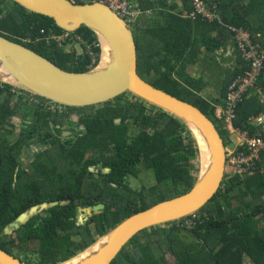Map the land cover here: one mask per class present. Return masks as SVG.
Masks as SVG:
<instances>
[{
    "label": "trees",
    "instance_id": "1",
    "mask_svg": "<svg viewBox=\"0 0 264 264\" xmlns=\"http://www.w3.org/2000/svg\"><path fill=\"white\" fill-rule=\"evenodd\" d=\"M182 1L186 12L190 11V1ZM208 3L216 6L222 23L183 16L176 3L168 0H130L132 6L143 11L131 24L135 29L137 72L151 85L195 105L211 121L214 116L221 137L226 135L227 141L229 136L233 144L232 134L216 109L225 107L227 85L236 76L246 74L250 66L241 59L228 26L246 30L264 49V0ZM63 31L48 16L31 12L12 0H0V35L62 69L78 72L91 67L85 47L99 53L94 32L84 25L70 32L81 40V51L67 52L63 44L51 39L52 33ZM231 39L236 64L225 69L217 97L205 98L200 91L207 79L193 75L199 69L204 72L206 64L200 56L207 57ZM256 85L264 87V70ZM37 98L41 104L50 105ZM33 99L35 96L0 83V248L14 256L30 264L66 259L122 218L192 186L196 149L186 126L168 112L150 107L126 92L98 104L66 107L70 114L84 113L80 119L84 133L72 144L57 140L37 155L31 166H21L22 147L51 131L46 121L50 111L33 104ZM263 109L256 91L248 89L235 107L232 125L248 129L249 136H253L254 127L248 119ZM14 117L21 119L18 128L11 121ZM115 118L120 121L114 122ZM52 120L53 124L57 122ZM87 152L91 155L85 159ZM95 163L108 166L109 172L95 177L86 167ZM261 167L264 149L258 152L251 170L224 174L212 199L197 212L138 232L110 264H264ZM143 168L152 171L153 182L142 188L131 186L128 177H137ZM82 175L91 181L81 180ZM53 201L56 204L30 216L10 233L4 232L22 212ZM97 204L102 208L78 216V208Z\"/></svg>",
    "mask_w": 264,
    "mask_h": 264
},
{
    "label": "water",
    "instance_id": "2",
    "mask_svg": "<svg viewBox=\"0 0 264 264\" xmlns=\"http://www.w3.org/2000/svg\"><path fill=\"white\" fill-rule=\"evenodd\" d=\"M12 1L31 12L52 18L63 30L72 32L81 25L88 27L97 37L99 55L97 62L88 69L68 71L32 49L0 35V83L67 108L98 104L122 93H129L150 107L168 112L180 120L188 129L196 149L195 178L186 192L129 214L96 236L83 249L52 264H110L124 244L138 232L181 220L208 202L226 172L227 147L213 122L198 107L151 85L138 74L136 43L131 25L102 2ZM168 3H176L177 10L183 16L186 15L182 0H168ZM233 47L231 39L208 54L209 57L229 54L232 58L230 64L220 67V72L226 66L233 67L236 64L231 54ZM202 60L205 62L206 59ZM218 93L219 89L215 97ZM66 134V130L63 131V135ZM43 140L37 137L25 144L27 159L43 149ZM259 171L263 172L264 167ZM54 204L55 201L32 206L11 222L4 232L10 233L30 216ZM102 206L80 207L77 209L78 216L90 215ZM0 264L30 263L0 248Z\"/></svg>",
    "mask_w": 264,
    "mask_h": 264
},
{
    "label": "built area",
    "instance_id": "3",
    "mask_svg": "<svg viewBox=\"0 0 264 264\" xmlns=\"http://www.w3.org/2000/svg\"><path fill=\"white\" fill-rule=\"evenodd\" d=\"M73 2H102L108 5L120 18L128 24H132L138 15L143 11L136 5H131L130 0H72ZM191 4L190 11L185 16L192 19L196 17L205 18L208 21H218L222 23L217 14L216 6L210 5L208 0H189ZM148 12V11H146ZM233 32V40L241 59L248 63L250 68L244 75L236 76L226 88L225 107H217V116L224 119V126L234 140V148L226 150V167L230 172H242L251 170L254 166L255 159L259 151L264 149V109L257 114L250 116L248 122L254 127L253 136H249L248 129L234 127L232 122L236 117L235 107L243 100L244 94L248 89H254L257 93L259 101L264 105V87L256 85L258 77L264 70V49H260V44L250 37L249 33L236 27H229ZM71 31L64 30L62 33H52L51 39L57 43L63 44L65 50L70 52L80 49L81 40L75 35L70 34ZM77 46V47H75ZM85 51L90 58V66L95 64L98 59V53L89 47H85ZM241 146V149L238 148Z\"/></svg>",
    "mask_w": 264,
    "mask_h": 264
},
{
    "label": "flooded vegetation",
    "instance_id": "4",
    "mask_svg": "<svg viewBox=\"0 0 264 264\" xmlns=\"http://www.w3.org/2000/svg\"><path fill=\"white\" fill-rule=\"evenodd\" d=\"M99 54V53H98ZM203 58V55L200 56V60ZM205 62L204 64H206L208 61L212 60V57H209V55L207 54V57H205ZM222 63L225 62V58L223 57V59L221 58ZM221 66H218V70L217 72L220 70ZM197 73L199 71H201V69L196 70ZM225 71V70H224ZM223 71V72H224ZM200 75H203L205 77V73L204 72H200ZM206 78V77H205ZM201 93V91H200ZM26 97V96H25ZM27 98V97H26ZM33 104L36 105H43V107L45 109H47L49 112V116L46 118L47 123H49L50 129L51 131L45 132V134L39 136L44 138L45 140H43L45 142V144H43V149L37 154L33 155L30 159L26 158V151H25V145L22 147V150L19 154V161L21 163V166H25V165H29L31 166V162L34 161V159L36 158L37 155H39L41 152H43L46 148H49L51 146H53L54 144L57 143V140H59L62 143H67V144H72L74 143L75 139L79 136H81L84 133L85 130V126L83 125L82 121H80V119L82 120V116L84 115V113H72L70 114V111H68L66 109V107L63 106H59L55 107L53 104L47 106V104H41L39 102V100H32ZM52 113V114H51ZM70 114V115H67ZM17 121H15V120ZM56 120L57 122H55V124H53V120ZM21 119L19 117H14L13 120H11L13 123L17 124L18 126L22 125ZM53 122H52V121ZM120 118H115L114 122H119ZM40 122L42 123V119L40 120ZM52 127L55 128H60V134H58ZM18 128V127H17ZM66 130V135H63V131ZM91 155V153L87 152L84 155V158H89ZM25 158V159H23ZM41 162H43V160H39ZM44 163V162H43ZM45 164V163H44ZM87 167V170L91 173H94L95 177H98L99 175L101 176L102 174H105L107 172H109V167L106 165H103L101 163H95V164H89ZM132 176L128 177L131 178ZM137 178V177H135ZM81 180H85L88 179L91 181L90 177H88L87 175H82L80 177ZM144 186V185H143ZM143 186H141L140 188H142Z\"/></svg>",
    "mask_w": 264,
    "mask_h": 264
},
{
    "label": "crops",
    "instance_id": "5",
    "mask_svg": "<svg viewBox=\"0 0 264 264\" xmlns=\"http://www.w3.org/2000/svg\"><path fill=\"white\" fill-rule=\"evenodd\" d=\"M231 54L233 56V50L231 49ZM204 56V54H202ZM221 55V54H220ZM220 55L218 54H214V56L212 57V61H208L206 63V66L204 68V73L206 74V78L208 83L207 85H205L204 88L201 89V94L206 98L207 96L209 97H213L216 95L217 90L219 89L222 77H223V71L220 72V70L217 72L218 70V66H223L224 64H230L232 62V58L230 56H228L227 54L225 55ZM225 58V62L222 63L221 58L223 59V57ZM234 58V56H233ZM198 63V62H196ZM227 67V66H226ZM225 67V69H226ZM202 70V69H201ZM199 71L197 74H193L194 76L196 75H200Z\"/></svg>",
    "mask_w": 264,
    "mask_h": 264
},
{
    "label": "rangeland",
    "instance_id": "6",
    "mask_svg": "<svg viewBox=\"0 0 264 264\" xmlns=\"http://www.w3.org/2000/svg\"><path fill=\"white\" fill-rule=\"evenodd\" d=\"M131 27L134 29V26L131 25ZM205 77H206V74H205ZM37 99L38 98L36 97V99H33V100H37ZM13 102H14V100H13ZM216 114H218L217 111H216ZM211 117L213 119L212 120L213 124L216 125L217 127H219V121L214 116H211ZM15 121H17V120H15ZM16 126L19 127L17 124H16ZM226 137H227L226 135H223V138L225 139V145H226L227 149H233L234 148V144H232L230 142L229 136H228V140L226 141ZM230 139L231 140L235 139V137L233 135H230ZM232 142H233V140H232ZM23 159H25V158H23ZM225 174L226 175L230 174V169H228L227 167H226V173ZM153 180L154 179H153L152 171L150 169H148V168L140 169L137 178H134V177L129 178L130 185L135 187V188H140L143 185H147L148 186V185H150L153 182ZM167 258H168V260L171 259L170 256H167Z\"/></svg>",
    "mask_w": 264,
    "mask_h": 264
},
{
    "label": "clouds",
    "instance_id": "7",
    "mask_svg": "<svg viewBox=\"0 0 264 264\" xmlns=\"http://www.w3.org/2000/svg\"><path fill=\"white\" fill-rule=\"evenodd\" d=\"M93 65H94V64H93ZM93 65H92V66H93ZM35 98H36V96H35ZM37 100H38V99H37ZM50 105H51V104H50ZM225 173H226V172H225Z\"/></svg>",
    "mask_w": 264,
    "mask_h": 264
},
{
    "label": "bare ground",
    "instance_id": "8",
    "mask_svg": "<svg viewBox=\"0 0 264 264\" xmlns=\"http://www.w3.org/2000/svg\"><path fill=\"white\" fill-rule=\"evenodd\" d=\"M212 199V198H211Z\"/></svg>",
    "mask_w": 264,
    "mask_h": 264
}]
</instances>
